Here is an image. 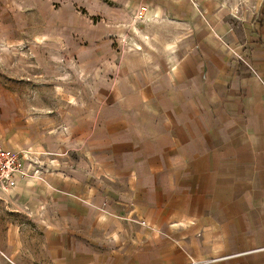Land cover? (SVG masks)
<instances>
[{
	"label": "crops",
	"instance_id": "1",
	"mask_svg": "<svg viewBox=\"0 0 264 264\" xmlns=\"http://www.w3.org/2000/svg\"><path fill=\"white\" fill-rule=\"evenodd\" d=\"M137 1L139 51L116 40L135 6L111 8L110 39L84 61L102 72L94 106L57 133L147 220L198 234L188 257L264 264V85L250 70L264 83V10L253 21L219 0Z\"/></svg>",
	"mask_w": 264,
	"mask_h": 264
},
{
	"label": "rangeland",
	"instance_id": "2",
	"mask_svg": "<svg viewBox=\"0 0 264 264\" xmlns=\"http://www.w3.org/2000/svg\"><path fill=\"white\" fill-rule=\"evenodd\" d=\"M219 1L253 21L264 10V0ZM137 2L0 0V145L25 152L29 168L14 189L0 190V264H210L221 258L188 257L194 246L187 243L198 234L174 235L172 223L147 220L122 185L99 175L94 160L91 173L83 172L80 153L57 133L94 106L102 72L84 61L110 39L107 11L135 6L116 27V40L131 43L125 51L141 47L146 16ZM55 159L59 171H52Z\"/></svg>",
	"mask_w": 264,
	"mask_h": 264
},
{
	"label": "built area",
	"instance_id": "3",
	"mask_svg": "<svg viewBox=\"0 0 264 264\" xmlns=\"http://www.w3.org/2000/svg\"><path fill=\"white\" fill-rule=\"evenodd\" d=\"M191 6L196 7L198 4V0H186ZM144 8H140V11H144ZM238 60H242V57L236 55ZM256 78L259 79L262 85H264L263 81L260 80L258 75L254 70L250 69ZM23 151L15 152L11 149L2 147L0 145V190L7 191L8 189H14L17 186V180L19 177L28 176L29 168L25 166L23 160L26 155ZM40 173L45 172L43 168H41ZM35 170V172H38ZM32 172V171H31ZM143 224V222H141Z\"/></svg>",
	"mask_w": 264,
	"mask_h": 264
}]
</instances>
